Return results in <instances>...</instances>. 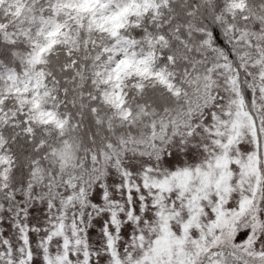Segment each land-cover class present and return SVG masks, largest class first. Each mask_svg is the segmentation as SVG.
Returning a JSON list of instances; mask_svg holds the SVG:
<instances>
[{
	"label": "snow or ice",
	"instance_id": "obj_1",
	"mask_svg": "<svg viewBox=\"0 0 264 264\" xmlns=\"http://www.w3.org/2000/svg\"><path fill=\"white\" fill-rule=\"evenodd\" d=\"M0 264H264V0H0Z\"/></svg>",
	"mask_w": 264,
	"mask_h": 264
}]
</instances>
